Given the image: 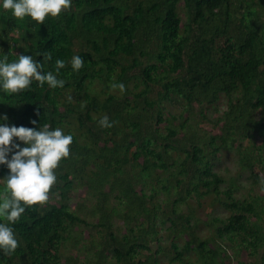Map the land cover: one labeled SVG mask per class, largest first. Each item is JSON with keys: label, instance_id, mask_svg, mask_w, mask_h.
<instances>
[{"label": "trees", "instance_id": "1", "mask_svg": "<svg viewBox=\"0 0 264 264\" xmlns=\"http://www.w3.org/2000/svg\"><path fill=\"white\" fill-rule=\"evenodd\" d=\"M18 54L54 74L64 60L65 84L0 88V123L60 127L73 143L49 200L21 202L19 246L0 264H264V0H71L43 24L0 0V60ZM225 153L240 169L228 180ZM204 197L229 215L204 221L191 203Z\"/></svg>", "mask_w": 264, "mask_h": 264}, {"label": "clouds", "instance_id": "2", "mask_svg": "<svg viewBox=\"0 0 264 264\" xmlns=\"http://www.w3.org/2000/svg\"><path fill=\"white\" fill-rule=\"evenodd\" d=\"M70 7L71 0H3V8L12 10L14 17L30 16L41 24L49 14L56 18L62 10H69ZM51 58L50 53L44 54L45 60ZM83 64L81 56L72 57L73 71L78 72ZM64 67V60L55 61L57 74ZM57 74L52 71L44 72L43 64L34 60L31 55L18 54V59L14 62L8 61V55L0 60V88L9 95L28 89L33 79L38 81L41 87L47 82L50 88H63L65 81L58 79ZM110 88L124 91L125 85L113 82L110 83ZM68 100L71 102L72 97L69 96ZM2 120L8 121V116L3 115ZM31 123L36 125L37 121L32 120ZM98 123L102 128L113 126V122H110L106 115ZM14 138H18L24 147L16 143ZM72 143L73 136L65 134L60 127L51 129L49 124H44L42 127L38 125L35 128H27L0 123V165H6L10 170L0 180L4 182L5 190L11 192L10 198H4L0 202V216H6L8 222L0 223V250L4 255L11 256L19 246L14 229L9 224L18 222L26 211L21 202L24 205H42L49 200V193L57 182L54 170L63 158L69 156V146ZM260 183L264 184V176L261 177Z\"/></svg>", "mask_w": 264, "mask_h": 264}, {"label": "rangeland", "instance_id": "3", "mask_svg": "<svg viewBox=\"0 0 264 264\" xmlns=\"http://www.w3.org/2000/svg\"><path fill=\"white\" fill-rule=\"evenodd\" d=\"M220 169H221L220 171L222 172V174L225 175V178H227V180L231 176L237 177L239 175L240 169L238 168L236 156L234 155V153H225L224 155H222L220 159ZM238 185L240 187V192L238 195H243V194L247 195L249 192L250 184L246 180L245 176L239 179ZM223 186L226 185L224 184ZM191 203L193 205V208L195 209V213L198 214V216H200L204 221L208 219L210 213L221 214L223 216L229 215V212L224 210L221 206L219 205L212 206L211 197H204V199L201 200V204H199L195 200L192 201ZM201 234L202 236H206L207 234H209L207 225L204 224L201 225ZM165 246H170V244H165ZM152 248L156 250L157 246L155 243L152 244ZM245 258L246 257L244 255V259ZM162 259H163L162 264H169L168 259H165L164 257H162Z\"/></svg>", "mask_w": 264, "mask_h": 264}]
</instances>
